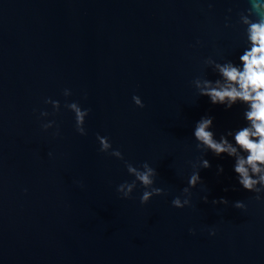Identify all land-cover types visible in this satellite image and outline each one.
I'll return each mask as SVG.
<instances>
[{
  "label": "water",
  "instance_id": "1",
  "mask_svg": "<svg viewBox=\"0 0 264 264\" xmlns=\"http://www.w3.org/2000/svg\"><path fill=\"white\" fill-rule=\"evenodd\" d=\"M249 7L0 0V264H264V191L254 199L237 182L234 158L198 151L193 137L202 116L213 117L217 139L244 125V105L212 104L190 82L217 78L206 57L239 62L245 37L236 22ZM45 98L60 101L54 115ZM66 100L90 109L86 135ZM49 120L56 124L45 131ZM97 133L124 160L99 151ZM199 158L211 164L200 169L203 184L190 189L189 206H172ZM125 160L147 161L164 193L141 204L137 182L122 199L116 186L134 179ZM221 197L229 204L211 203ZM237 200L246 208L233 207Z\"/></svg>",
  "mask_w": 264,
  "mask_h": 264
},
{
  "label": "clouds",
  "instance_id": "2",
  "mask_svg": "<svg viewBox=\"0 0 264 264\" xmlns=\"http://www.w3.org/2000/svg\"><path fill=\"white\" fill-rule=\"evenodd\" d=\"M249 3V8L238 13L239 19L236 22L244 26L245 37V46L238 57L239 62L234 63L230 59L218 62L211 56L206 57L203 61L204 64L212 68L217 78L210 80L203 76H197L190 82L197 90L198 95L207 96L212 104H222L226 108H231L234 104L244 105L242 112L244 125L234 130H228L217 139L215 133L210 130L213 125V117L202 116L195 123L193 137L198 151L203 153L211 151L215 156L226 154L228 157L234 158L233 171L236 174L237 182L244 190L256 193L254 199L260 200L259 193L264 191V0H249ZM209 8H211V3ZM228 19L225 18V27H234L228 23ZM197 43L199 44L200 41L197 40ZM62 94L68 97L72 93L70 89L65 88ZM132 100L136 106L141 108L144 106L139 96L133 95ZM44 103L52 105V115L60 109L58 100L45 98ZM64 107L74 114L76 132L86 135L84 121L90 109H82L78 102H68L67 100ZM35 111L36 109H33V112ZM48 115L50 113L43 110L39 113L40 117ZM55 124L54 120H49L41 123L40 126L46 131ZM56 127L57 131L53 135H59V126L56 125ZM96 139L100 145L99 151L124 160L121 151L112 148L107 136L97 133ZM110 149L111 151H109ZM48 155L51 156L52 153L49 152ZM124 165L127 173L134 179L131 182L124 181L116 186V191L122 199L131 198V193L136 188L137 182L144 189L139 197L141 204L147 203L154 195L164 193L162 188L154 186L157 171L147 161L137 167L125 160ZM192 167L194 170L187 179V186L181 189V195L175 196L171 201L172 206L176 208H183L191 204L190 189L197 184H203L199 175L200 169L209 168L211 164L207 159L199 158L198 163H192ZM222 171L223 167L217 165V172ZM201 200L207 203V195L201 197ZM211 203L213 205L217 203L228 205L229 201L221 197L219 200L213 199ZM233 207L244 209L246 205L243 201L237 200L233 202ZM188 231L194 233L192 228H189ZM209 234L215 235V230H210Z\"/></svg>",
  "mask_w": 264,
  "mask_h": 264
}]
</instances>
